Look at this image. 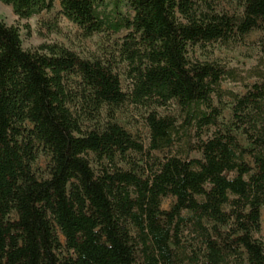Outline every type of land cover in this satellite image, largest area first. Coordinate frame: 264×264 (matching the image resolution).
Returning a JSON list of instances; mask_svg holds the SVG:
<instances>
[{"label": "trees", "instance_id": "1", "mask_svg": "<svg viewBox=\"0 0 264 264\" xmlns=\"http://www.w3.org/2000/svg\"><path fill=\"white\" fill-rule=\"evenodd\" d=\"M1 1L20 19L54 6ZM60 5L100 55L26 49L0 18V264H264V34L248 69L211 58L264 33V0Z\"/></svg>", "mask_w": 264, "mask_h": 264}, {"label": "rangeland", "instance_id": "2", "mask_svg": "<svg viewBox=\"0 0 264 264\" xmlns=\"http://www.w3.org/2000/svg\"><path fill=\"white\" fill-rule=\"evenodd\" d=\"M240 4L241 0H219V9L234 13L241 9ZM0 18L8 24L16 25L20 28L26 49L35 50L42 44L58 43L76 51L82 57H90L97 54L100 55L104 46L102 35L97 34L91 38L81 36L77 25L63 15L60 0H54L53 9L50 11H43L41 14L30 19H20L15 14L11 5L5 4L0 0ZM263 34L261 30H254L246 35L242 42L232 44L228 48L217 44L212 49L213 55L211 58L219 59L226 64L238 68L248 69L255 65L258 58L262 55L259 43ZM196 56H199L201 59L205 58L200 54V51L196 52ZM226 87L241 93L245 91L244 88L238 85L229 84ZM164 112L168 111L164 110ZM119 120L134 136L147 142L149 135L148 127L143 118L135 110L120 113ZM199 155V153H193V156ZM49 165L50 156L46 152L40 151L38 160L34 166L38 176H47ZM172 203V198H166L163 202V208L169 209ZM256 236L264 243V207L262 209L261 232Z\"/></svg>", "mask_w": 264, "mask_h": 264}]
</instances>
